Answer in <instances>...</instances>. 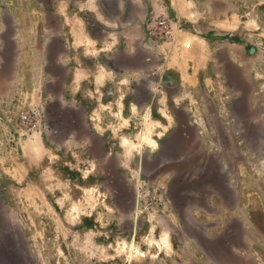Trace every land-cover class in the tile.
Listing matches in <instances>:
<instances>
[{
	"label": "rangeland",
	"instance_id": "374dc122",
	"mask_svg": "<svg viewBox=\"0 0 264 264\" xmlns=\"http://www.w3.org/2000/svg\"><path fill=\"white\" fill-rule=\"evenodd\" d=\"M54 1L0 0V94L22 103L0 113V250L22 264H264V0L146 14L131 27L143 43L122 41L159 52L141 75L124 66L146 59H109L130 27L103 14L154 1ZM206 51L209 83L172 99L185 84L169 71L196 73Z\"/></svg>",
	"mask_w": 264,
	"mask_h": 264
},
{
	"label": "crops",
	"instance_id": "0c3cea01",
	"mask_svg": "<svg viewBox=\"0 0 264 264\" xmlns=\"http://www.w3.org/2000/svg\"><path fill=\"white\" fill-rule=\"evenodd\" d=\"M137 2L135 0H132V2ZM154 1L156 4L145 8V9H141L138 7L137 3L133 4L130 3V8L127 10L128 13L123 14H113L112 16H108L106 13H104V24L107 25H114V26H118V27H130L128 29V32H123V30L121 28H118L115 30L114 32V41L116 42V40L121 44V46L119 47V51L118 53H116V55H113V57H110L109 59L113 60V64L117 65L118 67H123L122 66V62L120 60L122 59H133V58H144L147 60L146 64H142V66H136V68H132L131 66H124L127 72L130 71L128 74H145L147 72V69L149 68L150 65H152L153 67L155 66V62H154V53L153 52H158L157 50H155L154 47H150L149 43L144 44V46L151 48L150 49H146V53H143L142 51H139L138 49V45L136 46V50H135V56L132 55V51H128L129 55H127V51L129 49H126V46L124 45V47L122 46V41L124 43L126 42H130V43H143L144 38L139 39L138 38V34L136 32V34H134V30L131 27H137V26H144L146 24H148V22L146 21L147 19H145V15L150 13L152 16H156L158 14H164V15H173L175 14L178 16H181L182 18H184V20H190V21H194L196 18L194 17V13L192 12V6L190 4V0H152ZM158 1H160L158 3ZM35 3V2H33ZM116 4V8L119 10L121 9V1L120 0H116L115 1ZM34 5V4H33ZM61 7L59 6V2L56 0L52 3L51 5V10L58 13L59 9ZM106 15V16H105ZM140 15V16H139ZM143 15V16H141ZM174 21L172 19V17H169V21ZM199 21V20H197ZM176 23L178 21H175ZM198 24V23H194L193 25ZM100 40V38H97ZM98 40V42H100ZM101 43V42H100ZM116 47V46H115ZM97 50H99L98 52H101L100 50H102V48H97ZM131 50V49H130ZM116 51V50H115ZM152 51V52H151ZM178 51V50H176ZM159 53V52H158ZM210 51H206L205 53V59L203 61H200L196 64V73H194L193 71L190 73L189 71L185 70V67H180L178 68V71H169L172 74H174L175 79L178 80L179 83H184L185 84V88L181 89V87L178 86L177 92H173V94H171L172 99L175 98H180L182 97V93L185 92H189V91H196L197 88H193L192 86L196 87V81L199 79V77L204 76L203 79L206 80L207 83H209L210 81V70H212L211 67V61H210ZM161 54V53H160ZM89 56V55H86ZM158 56V55H157ZM165 56V54L163 55V57ZM160 57V58H163ZM90 58V56H89ZM165 58V57H164ZM116 59H119L116 61ZM152 59V60H151ZM83 70L87 73H89L92 69V67L96 64L94 60L91 59H83ZM162 64H164V62H162ZM99 66H101V64H98ZM124 65V64H123ZM168 66V65H167ZM122 70H119V72H115V73H119L121 74ZM135 71V72H134ZM154 79V78H152ZM10 84V83H8ZM4 83L0 84V89H3ZM190 87V88H189ZM201 90V88L199 89ZM183 91V92H181ZM2 94H0V113L4 114V113H9L10 109H12L13 112H18L20 111V107L21 104L16 102V104L12 105V107H10V102H7V99H5L3 96L1 97ZM184 97H186V94L183 95ZM154 98V99H153ZM152 101L154 100V104L157 105L160 100H163V98H160L157 94L153 95L152 98H150L148 101ZM162 102L160 101V104ZM162 105V104H161ZM189 105V103L184 102V109H187L186 107ZM22 109V108H21ZM163 108H159V110H161ZM191 111V110H190ZM189 111V112H190ZM198 114L195 113L194 111L190 112V119H192L193 122H198L200 119H198ZM211 116L216 119V115H212ZM163 121H165L164 119H162ZM203 130H200L199 132H202ZM205 132H212V130H210L209 126L205 127Z\"/></svg>",
	"mask_w": 264,
	"mask_h": 264
},
{
	"label": "flooded vegetation",
	"instance_id": "af4514ba",
	"mask_svg": "<svg viewBox=\"0 0 264 264\" xmlns=\"http://www.w3.org/2000/svg\"><path fill=\"white\" fill-rule=\"evenodd\" d=\"M0 250V261L4 260V264H22L20 258L18 257L17 248L12 246H7Z\"/></svg>",
	"mask_w": 264,
	"mask_h": 264
},
{
	"label": "bare ground",
	"instance_id": "6f19581e",
	"mask_svg": "<svg viewBox=\"0 0 264 264\" xmlns=\"http://www.w3.org/2000/svg\"><path fill=\"white\" fill-rule=\"evenodd\" d=\"M145 139H146V141L149 142V143L152 142L150 139L147 138V136H145ZM151 144H152V143H151ZM152 145H153V144H152Z\"/></svg>",
	"mask_w": 264,
	"mask_h": 264
},
{
	"label": "built area",
	"instance_id": "2783aa9c",
	"mask_svg": "<svg viewBox=\"0 0 264 264\" xmlns=\"http://www.w3.org/2000/svg\"><path fill=\"white\" fill-rule=\"evenodd\" d=\"M162 23H163V21H159V24H162ZM167 32H169V31H166V33H167Z\"/></svg>",
	"mask_w": 264,
	"mask_h": 264
}]
</instances>
